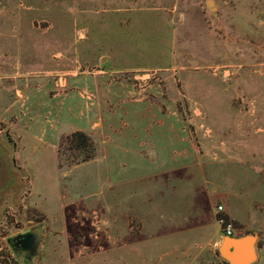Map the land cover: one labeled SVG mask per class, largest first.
Segmentation results:
<instances>
[{
	"label": "rangeland",
	"instance_id": "1",
	"mask_svg": "<svg viewBox=\"0 0 264 264\" xmlns=\"http://www.w3.org/2000/svg\"><path fill=\"white\" fill-rule=\"evenodd\" d=\"M72 1L0 0V264H51L54 252L55 264H116L115 229L120 208L116 143L120 133L134 129L139 131L135 137L145 153L149 146L163 144L162 136L148 135L164 131V124L146 118L148 107L156 111L151 102L171 115L166 131L175 132L166 137L169 141L165 144L173 149L185 143L206 149L223 137L222 131L233 129L248 131V136L243 135L247 140L264 136L263 120L243 117L249 106L253 110V100L264 96V0H212L210 6L208 0H171L177 4L175 39H157L154 51L152 45L149 51L147 44H142L139 57L120 61L117 66L147 68L110 77L123 82L127 99H141L134 106L142 116H131L124 131L117 133L106 135L99 126L83 131L89 141L80 149L75 146L71 150L65 140L68 134H61L54 152L56 162L41 148L22 151V143H9L7 110L4 114L7 94L2 97L9 80L20 86V80L30 82L45 75L44 80L53 83L65 78L60 70L86 69L97 75L103 68L105 62L97 55H73L65 50L73 45L74 36L79 41L78 32L83 30L82 24L74 22ZM59 50L61 53H56ZM41 68L50 72L38 73ZM100 80L96 78L97 83H102ZM81 93L80 98L98 117L102 89ZM119 112L124 115L125 109ZM85 155H92L89 162L75 163ZM204 161L213 160L209 155ZM205 177L197 171L189 187L173 183V193L199 197L211 192L214 182ZM261 189L253 184V201ZM252 210L257 212L255 207ZM43 211L63 228L60 240L51 242L47 237L36 258L15 261L7 238L32 224L52 228L42 223L46 219Z\"/></svg>",
	"mask_w": 264,
	"mask_h": 264
},
{
	"label": "crops",
	"instance_id": "2",
	"mask_svg": "<svg viewBox=\"0 0 264 264\" xmlns=\"http://www.w3.org/2000/svg\"><path fill=\"white\" fill-rule=\"evenodd\" d=\"M71 7L74 22L82 24L83 30L78 32L79 41L74 36L73 45L65 50L73 55H97L101 62L110 65L104 63L95 72L97 75L86 69L60 70L65 78L53 83L44 80L45 75L30 82L20 80V86L9 80L7 87L3 86L2 95L5 98L7 94L4 114L7 110L9 143L14 146L22 143V151L34 152L41 148L55 162V147L61 134L91 131L94 126H99V131L106 135L112 131L117 133L124 131L123 126L131 116L143 115H138L134 106L141 99H127L123 82L110 78L111 74L144 70L146 66L118 67L117 64L139 57L142 44H147L149 51L152 45L154 51L157 39H175L177 4L171 0H74ZM36 71L50 72L47 68ZM96 78H101L102 83H97ZM97 88L103 91L98 117L80 98L81 92ZM125 102L130 104L122 107ZM151 103L156 111L148 107L146 118L164 124V131L148 135L162 136L163 144L149 146L146 154L135 137L139 131L134 129L129 134L120 133V143L118 140L116 143L115 179L120 200L115 229L116 264H228L219 253L221 241L227 236L216 221L219 204L223 207V216L234 226L231 236L259 232V256L253 264H264V136L247 140L243 135L248 136V131L233 129L222 131L220 137H223L206 149L197 150L187 143L173 149L171 144H165L169 141L166 137L175 132L166 131L171 115L157 108L155 102ZM253 103V110L249 106L243 117L254 116L264 121V96ZM122 109H125L124 115L119 112ZM143 131L147 130L143 128ZM209 155L212 163L204 161ZM197 171L214 182L211 192L199 197L187 192L173 193V183L189 187ZM253 184L262 188L256 192L254 201ZM253 207L257 212L253 213ZM43 214L46 219L42 223L52 227L46 230L45 238L50 237L51 242L60 240L63 228L55 224L49 212L43 211ZM56 258L54 252L50 263L55 264Z\"/></svg>",
	"mask_w": 264,
	"mask_h": 264
},
{
	"label": "water",
	"instance_id": "3",
	"mask_svg": "<svg viewBox=\"0 0 264 264\" xmlns=\"http://www.w3.org/2000/svg\"><path fill=\"white\" fill-rule=\"evenodd\" d=\"M213 4L212 0L207 1V5ZM34 243V252L36 254L39 239L44 235L43 232L38 231ZM31 233L24 235L29 238ZM259 233L256 231H249L239 236H224L219 247V253L228 264H253L257 261L259 256Z\"/></svg>",
	"mask_w": 264,
	"mask_h": 264
},
{
	"label": "flooded vegetation",
	"instance_id": "4",
	"mask_svg": "<svg viewBox=\"0 0 264 264\" xmlns=\"http://www.w3.org/2000/svg\"><path fill=\"white\" fill-rule=\"evenodd\" d=\"M38 231L44 233V235L39 239L37 245V252L35 255L32 253L34 252V243L36 239V234ZM31 233V236L25 238V234ZM47 235L46 229L40 224H32L28 228L16 232L14 235L7 238V244L11 248L12 253L14 254V260L19 262H28L32 261L36 258L40 252V247Z\"/></svg>",
	"mask_w": 264,
	"mask_h": 264
},
{
	"label": "trees",
	"instance_id": "5",
	"mask_svg": "<svg viewBox=\"0 0 264 264\" xmlns=\"http://www.w3.org/2000/svg\"><path fill=\"white\" fill-rule=\"evenodd\" d=\"M65 140L68 141V143L70 144L69 145L70 149L73 150L75 146H78L77 148L80 149L82 148V146L84 147L85 145H87L86 142L89 141V138L83 131H75V132L68 134L65 137ZM91 158H92V155H85L78 161H75V163L85 162V161L90 160ZM224 264H227V263L225 262Z\"/></svg>",
	"mask_w": 264,
	"mask_h": 264
},
{
	"label": "built area",
	"instance_id": "6",
	"mask_svg": "<svg viewBox=\"0 0 264 264\" xmlns=\"http://www.w3.org/2000/svg\"><path fill=\"white\" fill-rule=\"evenodd\" d=\"M216 211L218 213L216 221L219 224L220 230L227 236H231L234 230V226L229 219L221 215L223 211L222 205H217L216 206Z\"/></svg>",
	"mask_w": 264,
	"mask_h": 264
}]
</instances>
